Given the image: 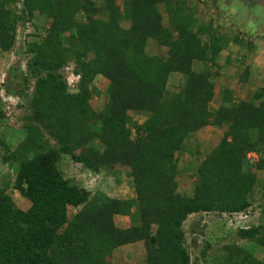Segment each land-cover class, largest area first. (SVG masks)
I'll list each match as a JSON object with an SVG mask.
<instances>
[{
    "label": "trees",
    "instance_id": "1",
    "mask_svg": "<svg viewBox=\"0 0 264 264\" xmlns=\"http://www.w3.org/2000/svg\"><path fill=\"white\" fill-rule=\"evenodd\" d=\"M14 1L0 0L1 51L15 46L20 23L43 16L52 22L44 39L27 48L33 91L24 117L27 134L3 160L13 168L14 180L0 187V264H110L114 250L137 243L144 246L146 264H191L185 245L188 219L246 212L255 172H264L263 159L249 171L244 167L246 155L264 147V102L234 106L226 92L222 107L212 113L209 74L192 68L194 62L214 65L230 44L242 47V42L210 25H197L188 0H122L121 11L115 0H100L108 23L94 19L99 8L89 0H23L19 18L8 11ZM121 20L129 23L128 30L120 29ZM149 40L168 49L166 60L147 55ZM89 54L93 59L86 62ZM71 62L80 75L75 94L68 93L60 74ZM171 73L183 77L175 94L167 90ZM97 75L106 77L109 86L105 108L96 113L88 103ZM21 80L29 84L27 75ZM130 111L149 116L137 128L143 137L135 142L126 130ZM208 125H226L223 138L199 164L191 195L179 194L174 155L189 134ZM63 157L93 174L128 167L135 197L114 200L81 188L65 178ZM262 183L258 225L237 231L236 237L264 249ZM10 187L30 203L28 210L14 205ZM70 208L78 212L68 220ZM115 217L128 218L129 227L117 228ZM209 249L206 245L195 262L205 261ZM223 252L217 264H264V258L257 260L237 245H226Z\"/></svg>",
    "mask_w": 264,
    "mask_h": 264
},
{
    "label": "rangeland",
    "instance_id": "2",
    "mask_svg": "<svg viewBox=\"0 0 264 264\" xmlns=\"http://www.w3.org/2000/svg\"><path fill=\"white\" fill-rule=\"evenodd\" d=\"M89 1L99 8L94 19L108 23L109 18L101 6V1ZM115 2L121 11L123 1L115 0ZM188 6L195 10L197 25H210L212 29H217L221 34L237 37L242 42V47L230 44L228 50L220 54L214 65L211 62L193 63L192 68L196 73L207 72L209 74L210 83L213 85L211 112L214 113L222 107L226 92H229L234 106L252 101L257 106L264 102V0H188ZM157 10L163 18V26H167V15L162 5L157 6ZM8 11L12 17H21L23 0H15ZM42 18L43 20L33 18L23 24L20 23L16 27L15 46L7 52L0 50V187L2 181L12 183L14 180L13 168H9L3 163V160L11 155V152L27 134L24 117L29 114L28 100L33 91L30 86L34 82L32 78L28 77V62L32 55L28 53L27 48L28 45L39 44L40 40L44 39L45 32L48 31L52 20L46 19L44 16ZM119 27L128 30L129 23L121 20ZM249 44L252 46L251 49L247 47ZM167 50V48L160 47L149 40L145 51L149 57L166 60ZM18 52H20V56L16 55ZM229 54H231L230 62L225 63ZM92 59L93 55L89 54L84 60L87 62ZM246 70L248 77L247 80H244L243 73ZM75 71L74 62L60 70L69 94L78 92L80 75ZM26 75L29 79L27 85L21 80ZM108 86L109 80L102 75H97L90 86L92 92L88 104L96 113L105 108ZM182 86V75L171 73L168 76V92L175 94L180 91ZM25 89H29L26 96L23 95ZM7 90L10 94H7ZM127 117L126 130H128L129 140L135 142L136 138L143 137L140 131L137 133V128L143 126L149 116L142 112L130 111L127 113ZM225 130L226 125L221 127L208 125L186 137L182 150L174 155V160L177 162L176 183L179 194L191 195L199 164L219 145ZM252 135L253 138L256 137V133H252ZM96 147L100 152L103 151L102 146L96 144ZM259 159L264 160V147L260 149L259 153L251 152L246 155L244 161L246 171L248 168H252ZM60 165L66 179L72 180L76 185L91 193H103L108 198L122 201L135 197L128 167L117 165L112 168L110 174L102 171L99 174H93L72 162L69 157H63ZM255 173L257 183L252 193L247 197L251 205L249 210L232 215L223 214V216L194 215L185 223V245L191 264H217L218 260L224 256L223 248L226 245H237L247 249L257 260L264 258V249L236 237L237 231L257 226L259 222L264 172L256 171ZM7 194L21 211H26L30 207V203L20 197L11 187L7 190ZM77 212L78 210L68 209V220ZM114 222L119 229L128 228L130 225V220L125 217H115ZM194 227H197L198 233L195 232ZM206 245H209L210 249L206 253L205 261L195 262L200 258L199 253ZM108 260L110 264H146L144 246L142 243H137L120 247L114 250Z\"/></svg>",
    "mask_w": 264,
    "mask_h": 264
},
{
    "label": "clouds",
    "instance_id": "3",
    "mask_svg": "<svg viewBox=\"0 0 264 264\" xmlns=\"http://www.w3.org/2000/svg\"><path fill=\"white\" fill-rule=\"evenodd\" d=\"M224 215H225V214H224ZM230 215H232V214H230ZM221 216H223V214H222Z\"/></svg>",
    "mask_w": 264,
    "mask_h": 264
},
{
    "label": "crops",
    "instance_id": "4",
    "mask_svg": "<svg viewBox=\"0 0 264 264\" xmlns=\"http://www.w3.org/2000/svg\"><path fill=\"white\" fill-rule=\"evenodd\" d=\"M220 73H221V71H220Z\"/></svg>",
    "mask_w": 264,
    "mask_h": 264
}]
</instances>
